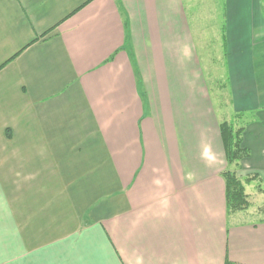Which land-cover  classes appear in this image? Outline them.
Returning <instances> with one entry per match:
<instances>
[{
  "label": "crops",
  "instance_id": "obj_1",
  "mask_svg": "<svg viewBox=\"0 0 264 264\" xmlns=\"http://www.w3.org/2000/svg\"><path fill=\"white\" fill-rule=\"evenodd\" d=\"M87 1L0 0V264H264L220 131L264 183V0H219L223 54L218 0Z\"/></svg>",
  "mask_w": 264,
  "mask_h": 264
},
{
  "label": "trees",
  "instance_id": "obj_2",
  "mask_svg": "<svg viewBox=\"0 0 264 264\" xmlns=\"http://www.w3.org/2000/svg\"><path fill=\"white\" fill-rule=\"evenodd\" d=\"M90 1L91 0H88L86 3ZM220 131L228 163L227 169L223 172L226 183L227 213L233 214L239 211H247L251 206V202L249 194L246 191L245 182H252L256 180L257 177L256 175H251L241 178L238 176L235 169V167H237L236 165L249 155V151L242 145L243 128L237 127L232 122L224 121L220 124ZM260 191H263V189L261 188ZM225 264L239 263L227 259Z\"/></svg>",
  "mask_w": 264,
  "mask_h": 264
},
{
  "label": "rangeland",
  "instance_id": "obj_3",
  "mask_svg": "<svg viewBox=\"0 0 264 264\" xmlns=\"http://www.w3.org/2000/svg\"><path fill=\"white\" fill-rule=\"evenodd\" d=\"M200 0L198 1V3ZM197 3V4H198ZM201 6L200 4H198ZM203 9L199 11L198 17L201 19L200 21H204V27L206 30L205 36L208 37V42H210V53L212 54H223L226 52L225 44L223 45V41L221 38V25L224 20V5L218 0V4L212 8L211 3H206L201 6ZM190 16V14H189ZM198 17L191 18V25L193 27H198ZM216 27L217 33L216 32ZM220 29V30H219ZM197 48L199 54L201 56H205V44L197 43ZM218 49V50H217ZM215 70H219L220 66H214ZM213 79H209L210 87L212 88L214 84H212ZM218 95V93H217ZM263 191H260V189ZM247 192L249 194V199L251 202V207L240 214L241 221L246 222H254L261 219H264V183H261L259 180H253L251 184L246 185Z\"/></svg>",
  "mask_w": 264,
  "mask_h": 264
}]
</instances>
